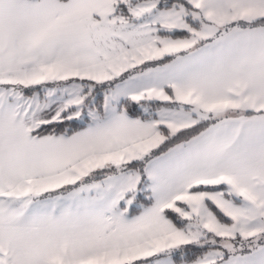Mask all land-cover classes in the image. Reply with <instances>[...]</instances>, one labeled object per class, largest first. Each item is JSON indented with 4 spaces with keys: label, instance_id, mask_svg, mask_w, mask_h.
Instances as JSON below:
<instances>
[{
    "label": "snow or ice",
    "instance_id": "snow-or-ice-1",
    "mask_svg": "<svg viewBox=\"0 0 264 264\" xmlns=\"http://www.w3.org/2000/svg\"><path fill=\"white\" fill-rule=\"evenodd\" d=\"M0 264H264V0H0Z\"/></svg>",
    "mask_w": 264,
    "mask_h": 264
}]
</instances>
